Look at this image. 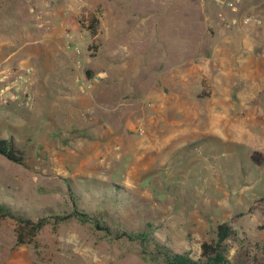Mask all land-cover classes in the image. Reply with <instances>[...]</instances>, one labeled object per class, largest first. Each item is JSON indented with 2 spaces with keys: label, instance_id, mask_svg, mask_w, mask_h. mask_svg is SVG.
Instances as JSON below:
<instances>
[{
  "label": "rangeland",
  "instance_id": "374dc122",
  "mask_svg": "<svg viewBox=\"0 0 264 264\" xmlns=\"http://www.w3.org/2000/svg\"><path fill=\"white\" fill-rule=\"evenodd\" d=\"M0 138V264H260L264 0H0Z\"/></svg>",
  "mask_w": 264,
  "mask_h": 264
},
{
  "label": "trees",
  "instance_id": "16d2710c",
  "mask_svg": "<svg viewBox=\"0 0 264 264\" xmlns=\"http://www.w3.org/2000/svg\"><path fill=\"white\" fill-rule=\"evenodd\" d=\"M0 154L4 155L7 159L13 162L21 163L23 161V152L15 147L11 138H0ZM251 159L255 163L260 164L262 162L261 153L259 151H253ZM0 210L3 209L0 208ZM5 214L9 213L6 212ZM18 221L28 224L29 220L18 219ZM41 225L42 222L38 221V223L32 224V227L37 229ZM234 238V229L227 222H221L216 226L215 238L211 241H203L200 244V253L198 258H192L186 252L172 253L169 250H165V252H162L161 254L169 264H249L248 261H245L242 258L232 260L228 257V240H232ZM260 264H264V260Z\"/></svg>",
  "mask_w": 264,
  "mask_h": 264
},
{
  "label": "built area",
  "instance_id": "2783aa9c",
  "mask_svg": "<svg viewBox=\"0 0 264 264\" xmlns=\"http://www.w3.org/2000/svg\"><path fill=\"white\" fill-rule=\"evenodd\" d=\"M245 20H248V18H246Z\"/></svg>",
  "mask_w": 264,
  "mask_h": 264
}]
</instances>
